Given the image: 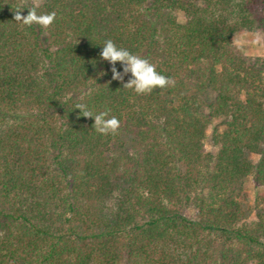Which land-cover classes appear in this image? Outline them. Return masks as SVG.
<instances>
[{
  "label": "trees",
  "instance_id": "16d2710c",
  "mask_svg": "<svg viewBox=\"0 0 264 264\" xmlns=\"http://www.w3.org/2000/svg\"><path fill=\"white\" fill-rule=\"evenodd\" d=\"M35 3L49 28L14 21ZM258 30L264 0H0V264H264V57L233 43ZM108 39L175 85L123 88Z\"/></svg>",
  "mask_w": 264,
  "mask_h": 264
},
{
  "label": "clouds",
  "instance_id": "9594fccd",
  "mask_svg": "<svg viewBox=\"0 0 264 264\" xmlns=\"http://www.w3.org/2000/svg\"><path fill=\"white\" fill-rule=\"evenodd\" d=\"M39 7V3H35L31 7L21 4L14 10V21L28 27L35 24L45 29L49 28L55 22L57 13L55 11L38 13ZM25 8L28 9L26 15L23 14ZM255 42H260L259 35H257ZM100 57L111 65V79L120 81L123 88L132 89L138 95L151 94L154 89H164L175 85V81L158 72L156 65L151 63L149 59L118 47L111 39L104 42ZM117 63L121 65L122 70L117 69ZM129 74L130 78L124 82L125 76H129ZM76 109H79L81 116L93 120L92 126L101 135H115L120 128V120L115 115H109L110 109L94 113L85 103L77 104Z\"/></svg>",
  "mask_w": 264,
  "mask_h": 264
},
{
  "label": "rangeland",
  "instance_id": "374dc122",
  "mask_svg": "<svg viewBox=\"0 0 264 264\" xmlns=\"http://www.w3.org/2000/svg\"><path fill=\"white\" fill-rule=\"evenodd\" d=\"M180 20H182V13H177ZM257 35L260 36V42L256 43ZM234 45L241 50V52L245 55H259L264 57V31H242L238 32L233 37ZM204 147L206 151L215 152L217 147L211 141V128L207 130L206 138L204 140ZM257 156H254L256 159ZM248 198L250 202H252L255 194L262 192L264 190L263 187L256 185L251 177H248L245 184Z\"/></svg>",
  "mask_w": 264,
  "mask_h": 264
}]
</instances>
